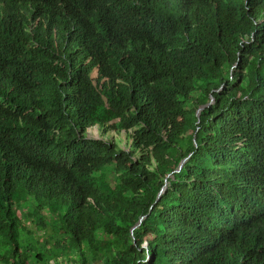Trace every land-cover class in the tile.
<instances>
[{
    "label": "trees",
    "instance_id": "trees-1",
    "mask_svg": "<svg viewBox=\"0 0 264 264\" xmlns=\"http://www.w3.org/2000/svg\"><path fill=\"white\" fill-rule=\"evenodd\" d=\"M0 264H264V0H0Z\"/></svg>",
    "mask_w": 264,
    "mask_h": 264
},
{
    "label": "clouds",
    "instance_id": "clouds-1",
    "mask_svg": "<svg viewBox=\"0 0 264 264\" xmlns=\"http://www.w3.org/2000/svg\"><path fill=\"white\" fill-rule=\"evenodd\" d=\"M96 71L95 69H93L90 73V78H91V74ZM93 80V84L96 85V79H97V73L96 76L94 78H91ZM103 82L100 83V87H102ZM133 96V95H132ZM67 107V106H66ZM75 110V109H74ZM199 112V110L197 111V113ZM199 116V115H198ZM112 121L106 123L105 125L101 126L99 124H94L92 126H88L84 132V138L92 140V141H101L104 142L106 144H112L115 143L117 146H121V144H117L116 143V139H118L121 135L122 132H117L111 125ZM82 132V131H81ZM130 133V132H129ZM124 135V134H123ZM187 160V158L185 160H183L181 162V164L179 165V167L177 168L176 172L179 171V169L181 168L182 164ZM166 186H164L163 191L165 190ZM22 225L23 226H28L29 230L32 234V236L34 237H38L41 238L44 235V229L39 228V226L37 227L36 225H33V223L29 220V221H24L22 220ZM40 230V231H39ZM43 230V231H41Z\"/></svg>",
    "mask_w": 264,
    "mask_h": 264
},
{
    "label": "rangeland",
    "instance_id": "rangeland-1",
    "mask_svg": "<svg viewBox=\"0 0 264 264\" xmlns=\"http://www.w3.org/2000/svg\"><path fill=\"white\" fill-rule=\"evenodd\" d=\"M96 76V71H94L92 74H91V78H94ZM200 112H198L199 114ZM122 149H125L124 146H121Z\"/></svg>",
    "mask_w": 264,
    "mask_h": 264
},
{
    "label": "water",
    "instance_id": "water-1",
    "mask_svg": "<svg viewBox=\"0 0 264 264\" xmlns=\"http://www.w3.org/2000/svg\"><path fill=\"white\" fill-rule=\"evenodd\" d=\"M199 114L197 113V116H198Z\"/></svg>",
    "mask_w": 264,
    "mask_h": 264
}]
</instances>
